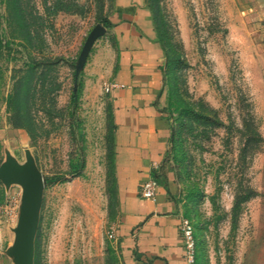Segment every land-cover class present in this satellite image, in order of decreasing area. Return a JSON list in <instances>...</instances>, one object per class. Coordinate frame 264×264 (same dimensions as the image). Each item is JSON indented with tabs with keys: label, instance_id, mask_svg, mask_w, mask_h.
Returning <instances> with one entry per match:
<instances>
[{
	"label": "rangeland",
	"instance_id": "obj_1",
	"mask_svg": "<svg viewBox=\"0 0 264 264\" xmlns=\"http://www.w3.org/2000/svg\"><path fill=\"white\" fill-rule=\"evenodd\" d=\"M146 4L166 51L160 180L193 224L196 264H264V0ZM117 6L0 0V264H123L108 90ZM7 166L45 179L28 260L16 245L24 186L6 182Z\"/></svg>",
	"mask_w": 264,
	"mask_h": 264
},
{
	"label": "crops",
	"instance_id": "obj_2",
	"mask_svg": "<svg viewBox=\"0 0 264 264\" xmlns=\"http://www.w3.org/2000/svg\"><path fill=\"white\" fill-rule=\"evenodd\" d=\"M117 3L112 15L117 69L108 87L119 190L116 236L123 264H186L182 212L170 186L161 181L156 200L140 193L155 169L163 174L171 136L161 104L166 51L146 0Z\"/></svg>",
	"mask_w": 264,
	"mask_h": 264
},
{
	"label": "water",
	"instance_id": "obj_3",
	"mask_svg": "<svg viewBox=\"0 0 264 264\" xmlns=\"http://www.w3.org/2000/svg\"><path fill=\"white\" fill-rule=\"evenodd\" d=\"M103 31L104 27L100 24L97 25L89 37L86 50L93 43L94 39ZM5 169L7 175L5 180L7 183L16 182L24 186L21 214L16 229V245L24 260H28L32 251L34 235L37 228L38 209L42 201V190L45 179L43 175L34 168L22 173H17L13 166H7Z\"/></svg>",
	"mask_w": 264,
	"mask_h": 264
},
{
	"label": "built area",
	"instance_id": "obj_4",
	"mask_svg": "<svg viewBox=\"0 0 264 264\" xmlns=\"http://www.w3.org/2000/svg\"><path fill=\"white\" fill-rule=\"evenodd\" d=\"M159 186L158 180L152 176L142 184L140 193L145 198L156 200ZM179 228L184 239L186 264H196V240L193 224L189 218L182 216Z\"/></svg>",
	"mask_w": 264,
	"mask_h": 264
},
{
	"label": "trees",
	"instance_id": "obj_5",
	"mask_svg": "<svg viewBox=\"0 0 264 264\" xmlns=\"http://www.w3.org/2000/svg\"><path fill=\"white\" fill-rule=\"evenodd\" d=\"M105 21H106V24L108 23L109 26L111 25V23H110L107 19H106ZM4 46H5V44H4V40H3V38H2L1 35H0V56L2 55V52H3V50H4ZM3 79H4V71H3V68H2L1 65H0V90H1V88H2ZM31 89H32V86L28 84V86H27V88H26L27 93H29V91H30ZM0 99H1V97H0ZM19 109H20V107H19ZM161 176H162V174H161L158 170L155 169V170L153 171V177L156 178V179L158 180L159 183L161 182V180H160V177H161Z\"/></svg>",
	"mask_w": 264,
	"mask_h": 264
}]
</instances>
